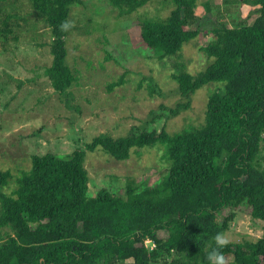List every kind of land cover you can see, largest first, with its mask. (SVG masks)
<instances>
[{"label": "trees", "instance_id": "1", "mask_svg": "<svg viewBox=\"0 0 264 264\" xmlns=\"http://www.w3.org/2000/svg\"><path fill=\"white\" fill-rule=\"evenodd\" d=\"M27 1L51 29L52 62L45 75L62 94L76 82L65 61V35L70 7L81 0ZM107 1L122 17L150 0ZM172 2L163 22H138L142 44L161 58L178 54L199 34L189 29L196 0ZM250 4L258 13L252 24L212 29L202 48L212 61L204 71L173 76L184 98L222 83L223 91L208 97L201 125L117 138L101 133L66 158L33 155L10 195L2 189L13 176L0 170V264H207L214 238L229 229L239 207L264 223V169L254 165L264 144V0ZM150 82L149 94L161 96ZM156 146L164 148L169 166L161 179L143 187L127 181L121 193L103 188L89 195L86 152L122 161L133 149ZM221 252L225 264H264V237L226 242Z\"/></svg>", "mask_w": 264, "mask_h": 264}, {"label": "rangeland", "instance_id": "2", "mask_svg": "<svg viewBox=\"0 0 264 264\" xmlns=\"http://www.w3.org/2000/svg\"><path fill=\"white\" fill-rule=\"evenodd\" d=\"M250 1L196 0V21L189 29L198 36L178 54L161 58L142 44L138 22H163L174 8L172 0H150L122 17L107 0H81L70 7L65 35V61L76 82L62 94L45 75L52 62L51 29L27 0L0 1V170L13 176L2 190L12 194L15 179L30 169L33 155L66 158L101 133L117 138L201 125L208 97L222 92V83L206 84L184 98L173 76L204 71L212 61L202 48L212 29L252 24L258 13ZM120 79L121 85L108 89ZM150 79L161 96L149 94ZM187 104L176 116L170 113ZM163 153L162 146L133 149L120 161L99 150L86 152L89 195L103 188L121 193L127 181L151 185L168 171ZM254 165L264 169V144ZM263 226L242 206L222 238L225 243L254 242L264 237Z\"/></svg>", "mask_w": 264, "mask_h": 264}, {"label": "clouds", "instance_id": "3", "mask_svg": "<svg viewBox=\"0 0 264 264\" xmlns=\"http://www.w3.org/2000/svg\"><path fill=\"white\" fill-rule=\"evenodd\" d=\"M214 239L216 244L210 248L205 257L207 264H225V258L221 252V246L225 243V241L219 235H217Z\"/></svg>", "mask_w": 264, "mask_h": 264}]
</instances>
